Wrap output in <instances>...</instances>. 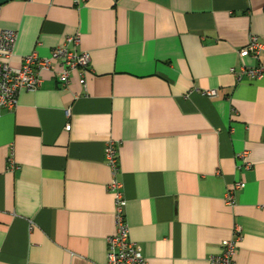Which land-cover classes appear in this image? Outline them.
<instances>
[{
    "label": "crops",
    "instance_id": "1",
    "mask_svg": "<svg viewBox=\"0 0 264 264\" xmlns=\"http://www.w3.org/2000/svg\"><path fill=\"white\" fill-rule=\"evenodd\" d=\"M0 28L17 33L12 66L74 33L90 56L84 84L43 70L0 107V264H105L110 139L147 264H209L237 228L234 264H264V75L231 72L255 64L250 36L264 45V0H9Z\"/></svg>",
    "mask_w": 264,
    "mask_h": 264
},
{
    "label": "built area",
    "instance_id": "2",
    "mask_svg": "<svg viewBox=\"0 0 264 264\" xmlns=\"http://www.w3.org/2000/svg\"><path fill=\"white\" fill-rule=\"evenodd\" d=\"M17 33L10 28H0V107L13 109L17 105L21 91H34L40 85L39 74L43 70H54L57 80L61 85L69 82L70 76L75 70L79 71V82L85 83L84 73L88 67L90 56L87 52L73 51L67 48V43L75 45L80 42V34L74 33L66 36L63 44L52 49L50 56L42 58L36 52L27 54L21 58L19 66H12L10 59ZM240 57L250 56L255 64L242 65L238 70L231 69L237 80L243 76L251 79H259L264 75V45L255 36H250L248 42L239 50ZM262 55V58L260 56ZM57 67V69H56ZM203 93L209 97L215 96V89H205ZM69 114V111H66ZM69 130L70 124L64 127ZM119 144L110 139L105 144V161L110 169L111 179L108 189L114 196V222L115 230L106 238L107 251L105 264H147L142 254L141 246L129 238V226L125 219V203L122 181L119 179L120 168L118 161ZM243 165L250 167L246 159V152L240 154ZM13 167V166H12ZM244 186V182L238 181L228 186L225 192V201L231 204L234 201L235 190ZM31 228V227H30ZM240 229L233 231V236L224 239L220 243L221 250L211 254L209 264H234V256L237 252L240 240Z\"/></svg>",
    "mask_w": 264,
    "mask_h": 264
},
{
    "label": "water",
    "instance_id": "3",
    "mask_svg": "<svg viewBox=\"0 0 264 264\" xmlns=\"http://www.w3.org/2000/svg\"><path fill=\"white\" fill-rule=\"evenodd\" d=\"M6 1H9V0H0V5Z\"/></svg>",
    "mask_w": 264,
    "mask_h": 264
}]
</instances>
